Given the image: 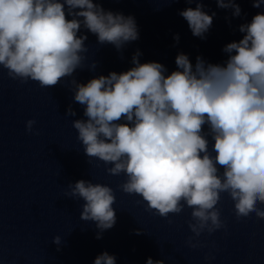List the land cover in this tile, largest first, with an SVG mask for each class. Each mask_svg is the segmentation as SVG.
<instances>
[{"label": "clouds", "instance_id": "1", "mask_svg": "<svg viewBox=\"0 0 264 264\" xmlns=\"http://www.w3.org/2000/svg\"><path fill=\"white\" fill-rule=\"evenodd\" d=\"M185 2L196 7L179 15L193 36L203 39L215 13L203 10L204 0ZM215 2L234 17L241 15L237 0ZM251 3L261 8L264 0ZM82 28L118 51L139 39L135 18L105 10L102 0H0V68L13 80L55 87L84 67L89 49L87 35L79 34ZM238 30L242 38L223 48L224 64L197 56L193 65L179 53L177 70L166 75L159 62L141 63L137 50L134 66L124 72L87 83L70 81L74 101L84 106L86 119H76L72 126L85 155L111 165L109 175L123 174L119 190L140 196L146 210L167 218L192 209L188 227L194 235L187 245L194 249L204 247L198 240L203 233L226 228L218 207L224 193L238 220L253 213L264 220V208L258 206L264 205V12ZM174 39L178 42L179 35ZM66 115L76 113L69 107ZM34 124L28 120L27 131ZM64 194L84 201L80 219L95 222L97 239L115 225L112 187L81 179L69 183ZM52 242L59 251L61 236ZM93 264H116V257L105 251ZM146 264L165 261L148 257Z\"/></svg>", "mask_w": 264, "mask_h": 264}]
</instances>
